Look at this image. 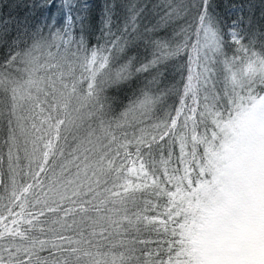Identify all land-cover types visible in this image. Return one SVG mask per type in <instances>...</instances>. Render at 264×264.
Here are the masks:
<instances>
[{
    "label": "snow or ice",
    "instance_id": "obj_1",
    "mask_svg": "<svg viewBox=\"0 0 264 264\" xmlns=\"http://www.w3.org/2000/svg\"><path fill=\"white\" fill-rule=\"evenodd\" d=\"M0 264H264V0H0Z\"/></svg>",
    "mask_w": 264,
    "mask_h": 264
},
{
    "label": "trees",
    "instance_id": "obj_2",
    "mask_svg": "<svg viewBox=\"0 0 264 264\" xmlns=\"http://www.w3.org/2000/svg\"><path fill=\"white\" fill-rule=\"evenodd\" d=\"M4 2L5 3H7L8 2V0H4ZM94 2L96 3V5H97V11H99V5L102 3V0H94ZM5 11H8V9H5ZM97 40H99V33H96V35H94L93 37H92V40H91V42L93 43V44H96L97 43ZM100 43L102 44L103 43V41L102 40H100ZM135 88H136V85L135 84H133V85H131L130 87H123L121 90H119V91H115V90H109V94L110 95H114V96H117L118 97V99L120 100V101H122L124 104H127V99H126V97H130L131 95H132V92L135 90ZM169 103H172V101H169ZM120 109H119V107H118V111H119Z\"/></svg>",
    "mask_w": 264,
    "mask_h": 264
}]
</instances>
